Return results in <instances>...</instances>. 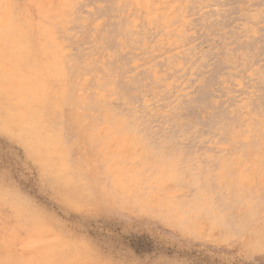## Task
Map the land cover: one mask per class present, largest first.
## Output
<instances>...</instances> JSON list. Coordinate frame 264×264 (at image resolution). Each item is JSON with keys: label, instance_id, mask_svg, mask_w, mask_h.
Segmentation results:
<instances>
[{"label": "rangeland", "instance_id": "1", "mask_svg": "<svg viewBox=\"0 0 264 264\" xmlns=\"http://www.w3.org/2000/svg\"><path fill=\"white\" fill-rule=\"evenodd\" d=\"M0 264H264V0H0Z\"/></svg>", "mask_w": 264, "mask_h": 264}]
</instances>
